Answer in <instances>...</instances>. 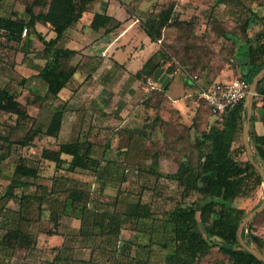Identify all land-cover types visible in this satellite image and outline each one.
Segmentation results:
<instances>
[{"label": "trees", "instance_id": "1", "mask_svg": "<svg viewBox=\"0 0 264 264\" xmlns=\"http://www.w3.org/2000/svg\"><path fill=\"white\" fill-rule=\"evenodd\" d=\"M92 1L12 0L13 3L23 6L22 16L16 15V10L19 11L17 7L13 8L16 10L12 11L11 15L0 14V30L7 41L20 43L22 59L30 55L28 52L33 51L34 41L42 44L43 63L38 64L34 58L30 66L35 71L34 77L43 83L44 92L27 88L33 93V100L50 96L54 101H62L61 105L53 104L46 121L33 118L21 139L11 140L8 132L4 133L0 128V163L11 155L13 145L30 147L38 137H57L60 133L65 113L70 110L67 107L68 101L62 100L60 93L71 84L79 67L78 63H70L77 50L64 47L61 40L65 30L79 21ZM173 11L174 5L171 2L157 13L150 12L146 19L140 22L141 29L152 41H156L162 35V29L170 23ZM251 13L252 17H247L242 25L245 50L239 53L244 58L239 64L240 77L248 83L264 67V14L257 16L254 12ZM253 16L260 26L249 34ZM37 23L52 31L53 37L42 35V32L36 29ZM120 25V21L100 12H94L89 22L93 31H102L103 34L113 32ZM24 27H29L30 33L22 36ZM163 55L161 50H156L134 76H152L157 68H161L160 58ZM170 70L167 71L170 73ZM87 75L89 77L90 73ZM22 77V82L26 84L29 76ZM166 89V86L159 89L163 92V99ZM72 91H75V88ZM255 91L254 99L258 97L261 100L262 131L257 133L253 129L254 115L251 114L248 139L252 146L253 159L264 170V77L257 83ZM14 99V93L6 86L0 85V112L10 111L17 114L16 116L20 115L22 112L15 107ZM254 105L255 101L252 109ZM161 108L162 100L153 102L152 99L147 102V109L154 112L153 117L144 125L147 132L143 128L134 131L137 136H146L148 139L156 129H162L165 122L160 116ZM245 118L244 99L228 107L221 116L219 126L209 127L194 140L193 148L197 151L195 160L190 154L185 156L178 153L173 146L174 140H170L172 145L147 151L150 164L141 170L138 169L139 173L153 176L156 181L163 178L175 182L179 195L177 199L174 198L171 207L157 210L158 204L172 202L173 199L157 191L156 184L148 190L150 196L147 200L142 201L141 196H138L136 201L127 203L125 208L119 210L120 186L116 194L111 195L104 193V185L116 178L111 174L114 172L113 168L120 164L106 157L110 145L108 146V142L100 143L94 140L100 130L90 122L91 117L88 114H82L75 138L61 141L55 147H41L39 158L40 161L52 162L56 171L68 170L72 174L90 176L92 183L98 182L99 187L88 190L78 185L60 188L63 181H67L64 174L46 178L41 176L38 167L27 168L16 164L8 184L0 192L2 260L14 259L18 252H40L44 256L48 250V256L52 257L41 258V264H150V254L142 258L133 254V248L129 252H121V235L125 230L136 234L146 233L147 242L142 245L133 239L125 240L123 244L127 243L132 247L136 244L135 246H141L149 253L156 227L163 224L169 226L171 232L165 263L198 264L201 258L215 248L228 257L229 264H263L238 243L236 230L245 212L232 204L238 197L249 196L250 192L262 183L257 170L248 159H240L239 148L234 145L236 134L241 130ZM15 124L18 126L19 123ZM129 146L131 147L130 144ZM241 149L246 150L243 145ZM118 151L127 153L128 149ZM161 157L172 159L176 169L173 172L158 169ZM124 170L127 169L122 167L117 171L118 185L126 180ZM19 189L20 193L17 192ZM144 191L146 187L142 186L140 195H143ZM191 197L195 198L190 200ZM9 201L15 202L17 208L9 207ZM46 213L48 214L45 215ZM65 216L79 222L72 234H55L49 231L41 236L42 240L39 242V238L28 229L33 221L47 218L54 219L57 224ZM56 235L60 242L51 243L49 237ZM241 236L247 245L262 252L264 241L257 235L246 232V226L243 227ZM75 249H89V258H76ZM98 249H102L101 254L105 256L96 258L95 250Z\"/></svg>", "mask_w": 264, "mask_h": 264}, {"label": "rangeland", "instance_id": "2", "mask_svg": "<svg viewBox=\"0 0 264 264\" xmlns=\"http://www.w3.org/2000/svg\"><path fill=\"white\" fill-rule=\"evenodd\" d=\"M123 1L127 2L128 14L133 19L135 17L139 19L137 24L143 22L150 12L157 13L173 2L172 19L162 29L160 38L154 42L157 45V50L159 49L164 53L163 57L160 58L161 68L166 73H169L167 70L171 69L170 73L175 78L173 83L177 80L189 82L191 95L188 98L190 102L194 103L193 110L195 113L191 115L190 119L180 121L173 110L164 106L163 115L169 120L163 119L165 125L162 129H156L152 132L148 139L146 136L140 138L134 131L142 128L146 129L144 125L148 124V120L152 119L154 113L153 110L147 109V102L152 101V99L153 102H156V100H162L163 102V97H161L163 92L160 91L161 84L159 83L157 88L149 89L146 83L147 78L140 77L137 84L132 86L126 84L121 75L116 76L111 81V77L108 79L106 77L108 75L104 76L106 71L103 70L106 67L105 64H102L100 68L104 69L94 72V77L90 73L89 78L91 80L86 87L82 88V93L76 94L75 97H73L75 95L73 94L70 97L72 99L67 107H70L71 111L65 114L62 129L57 137H38L30 147L12 146L11 155L0 163V192L8 184L16 164L27 168L38 167L41 176L46 178L55 174H64L67 181H63L60 188L77 185L87 190L98 188L99 183H92L90 176L72 174L68 170L56 171L52 162L40 161L39 158L41 147H55L61 141L75 138L77 125L80 123L78 119L85 111L91 117L90 122L92 121L100 130L98 135L94 136V140L100 143L108 142V146L111 145L106 157H110L127 169L124 170L126 176L124 183L118 185L117 171H120L122 167L117 165V168H113L115 173L112 172L111 174L116 178H113L111 183L104 185V192L111 195L116 194L117 188L120 186V194L118 195L119 210L125 208L127 203L136 201L139 198L138 196H141L142 201L147 200L150 196L148 190L156 184L157 191L173 199L172 202L166 201L164 204H158L157 210L171 207L174 198L177 199L179 190L175 182L163 178L156 181L153 176H147L144 172L139 173L138 169L141 170L150 164L147 151H154L172 145L173 142H170V140H174L173 146L178 153L185 156L190 154L193 160L196 159L197 151L193 148L194 140L200 136L201 132L211 126H219L221 123L220 118L212 113L209 106L200 97V91L211 87L215 83L229 81L234 77L241 76L239 64L244 58L239 53L245 50V35L242 25L247 17H252L251 12H254L257 16L264 14V0ZM13 8H15V3L11 0L1 2L0 14L11 15L12 11L16 10ZM17 9L19 11L16 10L18 12L16 15L22 16L23 6L19 4ZM259 26L256 17L253 16V22L249 25V34ZM29 33L30 29L27 27L26 34ZM20 48L19 42L7 41L4 38V33L0 30V85L6 86L14 93L13 103H16L15 107L22 112L18 116L10 111L0 112V128L4 133L8 132L11 140L21 139L33 118L46 121L53 104L61 105L62 102L54 101L53 97L50 96L33 100V93L28 91L27 88L36 89L40 93L44 92L43 83L34 77L35 71L30 66V63L34 62V58L36 62H39L38 64L43 63L41 58L42 44L36 40L33 51L28 52L30 55H27L24 59H22ZM22 76H29L26 82L27 85L22 82ZM83 77H77V80H82ZM155 81L157 82V80ZM67 94L62 95L63 99L68 97ZM147 96H149L148 99ZM93 100H95V105L91 104ZM254 101L255 105L251 110V114L256 113L257 108L262 109L260 98L257 97L253 99ZM16 122L19 123L18 126H16ZM244 123L245 120L242 122L241 130L236 134L234 141V145L239 148L241 160L248 159L246 150L241 149V145L244 146L242 138ZM249 145L252 150L250 143ZM120 149H128V151H126L127 153L119 152ZM158 169L163 172H173L176 165L173 164L170 158H167V160L161 159ZM142 186L146 187V191L143 192V195H140ZM20 191V189L17 190L18 193ZM194 198L191 197L190 200ZM263 198L264 184L262 182L250 192L249 196L238 197L232 204L247 214L256 208ZM8 206L17 208V204L13 201H9ZM74 222L75 220L68 216L61 218L57 224L54 223V219L43 218L40 221H33L28 229L34 236L36 235V238H39L40 242L42 240L41 236L48 234L49 231L55 232V234H72L76 228ZM245 226L246 232H251L264 241V213H257ZM147 237L146 233L136 234L125 230L121 235V252L126 253V250L129 252L133 248V254H137L142 258L150 254V264H168V262H164L167 247L170 246L171 241V232L167 225L159 224L156 227L149 253L145 248L135 246L136 244H133V247L127 243L123 244L125 240L133 239L142 245L147 242ZM261 251L263 254L264 246ZM46 252L48 253V250ZM101 252H103L102 249L95 250V257L105 256ZM47 253L43 256L40 252H18L16 258L14 257L9 261L2 260V255H0V264H41V261H43L41 258L51 259L52 255L48 256ZM198 264H229V261L227 256L214 248L201 258Z\"/></svg>", "mask_w": 264, "mask_h": 264}, {"label": "crops", "instance_id": "3", "mask_svg": "<svg viewBox=\"0 0 264 264\" xmlns=\"http://www.w3.org/2000/svg\"><path fill=\"white\" fill-rule=\"evenodd\" d=\"M4 1L6 0H0V3H3ZM18 6L19 4L15 3V7ZM127 6V2L123 0H93L88 5L87 11L83 13L79 21L65 30L61 42L64 47L77 50V54L71 59L70 63L79 64L78 70L75 73L71 84L60 93L62 99V95L68 93V97L63 99L65 101L67 100L68 104L72 99L70 97L73 94H75L73 96L75 97L76 94L82 93V88L86 87L91 80V78H89L90 76L87 77V74L91 73L94 77V72L104 69L100 68V65L102 64H105L104 66L106 67V69L103 70L106 71L104 76L108 75L106 76L108 79L111 77V81L115 79L116 76L118 77L120 75L125 80L126 84L132 86H135L139 81V78L134 75L139 69H141L144 62L157 50V45L154 41H151L149 36L143 31V29H141L140 23L137 24L139 19L137 17L133 19L128 14L126 9ZM94 12L110 15L120 21L121 25L108 34H103L102 31L93 32L89 27V22ZM36 29L41 31L42 35L47 38H51L54 35L47 27L42 26L39 23L36 24ZM84 74L85 76L83 77ZM77 77L83 78L82 80H77ZM147 78L157 80V83H160L162 88L164 86L167 87L166 96L163 99L160 111L162 119L169 120V118H166L163 115L164 106L173 110V113L177 115L180 121L192 117L191 115H193L195 111L193 110L194 103L190 102L188 98L191 95L189 82L177 80L173 83L175 79L173 78V74L166 73L162 68H157L153 75ZM74 88L75 91H72ZM94 101L95 100H93L91 104L95 105L96 103ZM70 111L71 110H68L65 114ZM256 111V113H253L254 119L252 126L257 133H261L262 109L257 108ZM73 113L76 114L75 112ZM84 113L86 112L83 111L82 114ZM81 116L79 117L78 122ZM78 126L79 124L77 127ZM167 158L168 157H161L159 159V165L161 159L167 160ZM172 162L175 164L173 160ZM74 220L75 226L78 227V220ZM49 239L51 240V243L60 242L59 238L56 236H50ZM89 254V249H75L74 251V255L78 259L86 260L89 258Z\"/></svg>", "mask_w": 264, "mask_h": 264}, {"label": "built area", "instance_id": "4", "mask_svg": "<svg viewBox=\"0 0 264 264\" xmlns=\"http://www.w3.org/2000/svg\"><path fill=\"white\" fill-rule=\"evenodd\" d=\"M27 28L22 29L21 35L25 36ZM160 42V40H158ZM149 89L157 88L158 83L152 78L146 79ZM249 83L241 77H234L229 81L218 82L211 87L200 91V97L206 102L212 113L221 119L224 111L241 100L248 93Z\"/></svg>", "mask_w": 264, "mask_h": 264}, {"label": "water", "instance_id": "5", "mask_svg": "<svg viewBox=\"0 0 264 264\" xmlns=\"http://www.w3.org/2000/svg\"><path fill=\"white\" fill-rule=\"evenodd\" d=\"M263 77H264V67L262 69H260L254 75V77L252 78L251 82L249 83L248 93H247V95H246V97L244 99V103L246 105V118H245V123L243 125V130H242V138H243V144H244L245 149H246L248 160L254 166V168L257 170V172L259 173V175L262 178V182L264 184V170L253 159L252 150L250 148L249 139H248L252 104H253L254 96L256 94V91H255L256 90V85L260 81V79L263 78ZM263 209H264V198H263V200L260 202V204L256 208H254L253 210H251L250 212H248L247 214H245L241 218V220H240V222H239V224L237 226V230H236V236H237L238 243L244 249H246L248 252L253 254L257 259L261 260L262 263H264V255L260 251L255 249L254 247H252L250 245H247L245 243V241L243 240V238L241 236V233H242L243 227L253 218V216H255L257 213L262 212Z\"/></svg>", "mask_w": 264, "mask_h": 264}, {"label": "bare ground", "instance_id": "6", "mask_svg": "<svg viewBox=\"0 0 264 264\" xmlns=\"http://www.w3.org/2000/svg\"><path fill=\"white\" fill-rule=\"evenodd\" d=\"M260 163V162H259Z\"/></svg>", "mask_w": 264, "mask_h": 264}]
</instances>
